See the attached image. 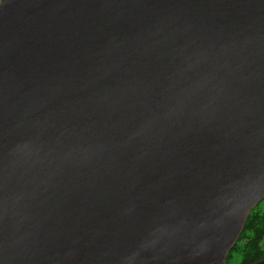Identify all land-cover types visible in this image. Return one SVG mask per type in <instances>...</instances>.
<instances>
[{"label":"water","instance_id":"obj_1","mask_svg":"<svg viewBox=\"0 0 264 264\" xmlns=\"http://www.w3.org/2000/svg\"><path fill=\"white\" fill-rule=\"evenodd\" d=\"M263 199L264 0H0V264H225Z\"/></svg>","mask_w":264,"mask_h":264},{"label":"trees","instance_id":"obj_2","mask_svg":"<svg viewBox=\"0 0 264 264\" xmlns=\"http://www.w3.org/2000/svg\"><path fill=\"white\" fill-rule=\"evenodd\" d=\"M264 258V199L246 217L225 264H253Z\"/></svg>","mask_w":264,"mask_h":264}]
</instances>
